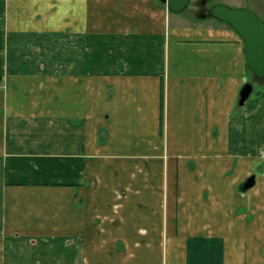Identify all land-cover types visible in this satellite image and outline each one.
I'll use <instances>...</instances> for the list:
<instances>
[{
	"label": "crops",
	"instance_id": "0c3cea01",
	"mask_svg": "<svg viewBox=\"0 0 264 264\" xmlns=\"http://www.w3.org/2000/svg\"><path fill=\"white\" fill-rule=\"evenodd\" d=\"M183 11L0 0V264H264V99Z\"/></svg>",
	"mask_w": 264,
	"mask_h": 264
},
{
	"label": "water",
	"instance_id": "95a60500",
	"mask_svg": "<svg viewBox=\"0 0 264 264\" xmlns=\"http://www.w3.org/2000/svg\"><path fill=\"white\" fill-rule=\"evenodd\" d=\"M173 12H182L192 0H163ZM204 9L198 14L200 17H215L228 23L243 39L246 47L247 66L257 80L264 79V20L252 9L246 7H232L224 3H215L206 8V0L201 1ZM254 89L252 82H247L240 92V105H244ZM256 178L250 176L242 185L248 190L255 184Z\"/></svg>",
	"mask_w": 264,
	"mask_h": 264
},
{
	"label": "rangeland",
	"instance_id": "374dc122",
	"mask_svg": "<svg viewBox=\"0 0 264 264\" xmlns=\"http://www.w3.org/2000/svg\"><path fill=\"white\" fill-rule=\"evenodd\" d=\"M207 6L211 7L212 1H208ZM233 7H240V6H233ZM241 7L252 9L264 20V0H248L245 6H241ZM198 9H199V0H192L190 5L183 12H189V11L193 12L195 10V13H197ZM206 20H215V19L207 17ZM252 83L254 85V89L249 98V101L253 102V99L257 97L258 92L264 90V86L261 85L262 84L261 82L255 81V79H252ZM258 171L260 173L264 172V165L261 168L258 167Z\"/></svg>",
	"mask_w": 264,
	"mask_h": 264
},
{
	"label": "trees",
	"instance_id": "16d2710c",
	"mask_svg": "<svg viewBox=\"0 0 264 264\" xmlns=\"http://www.w3.org/2000/svg\"><path fill=\"white\" fill-rule=\"evenodd\" d=\"M255 80L261 82L262 83L261 85L264 86V79L261 80L255 79ZM259 95L260 97L253 101V104L250 106L251 107L250 109H253V107H255L258 104L260 99H264V90H262L261 92L259 91Z\"/></svg>",
	"mask_w": 264,
	"mask_h": 264
},
{
	"label": "built area",
	"instance_id": "2783aa9c",
	"mask_svg": "<svg viewBox=\"0 0 264 264\" xmlns=\"http://www.w3.org/2000/svg\"><path fill=\"white\" fill-rule=\"evenodd\" d=\"M5 90V85L3 82H0V92Z\"/></svg>",
	"mask_w": 264,
	"mask_h": 264
},
{
	"label": "flooded vegetation",
	"instance_id": "af4514ba",
	"mask_svg": "<svg viewBox=\"0 0 264 264\" xmlns=\"http://www.w3.org/2000/svg\"><path fill=\"white\" fill-rule=\"evenodd\" d=\"M204 9V6H202L201 2H199V9H198V14Z\"/></svg>",
	"mask_w": 264,
	"mask_h": 264
}]
</instances>
